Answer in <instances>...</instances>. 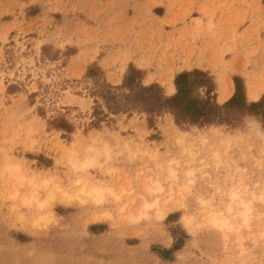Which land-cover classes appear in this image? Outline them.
I'll list each match as a JSON object with an SVG mask.
<instances>
[{"label":"rangeland","instance_id":"1","mask_svg":"<svg viewBox=\"0 0 264 264\" xmlns=\"http://www.w3.org/2000/svg\"><path fill=\"white\" fill-rule=\"evenodd\" d=\"M96 3L92 14L64 0H0V264H264V105L234 125L200 126L131 101L139 80L172 95L170 80L195 69L219 104L236 75L260 100L264 0H148L145 15L119 10L105 27L108 2ZM130 68L141 76L133 89ZM84 185L112 191L95 200ZM231 192L252 206L239 237ZM215 211L232 228L213 224ZM177 242L172 260L156 251Z\"/></svg>","mask_w":264,"mask_h":264},{"label":"trees","instance_id":"2","mask_svg":"<svg viewBox=\"0 0 264 264\" xmlns=\"http://www.w3.org/2000/svg\"><path fill=\"white\" fill-rule=\"evenodd\" d=\"M140 71L130 68L125 77L124 85H133L137 79H140ZM235 92L223 104L217 103L214 96H211L213 90L211 78L207 72L195 69L193 71H182L175 77L177 87L176 93L165 95L162 87L158 83L142 85L139 80L138 90L131 98L134 103H139L141 108L148 112L171 111L175 116L177 124H198L200 126L212 123H227L234 125L244 111L261 113L258 109L264 105V96L258 101H248L246 97L245 85L243 79L234 76ZM198 87H207L206 97L195 95ZM137 106V105H136ZM237 109L236 114H231L230 109ZM264 117V114L261 113ZM172 214L169 215L171 217ZM168 217V218H169ZM181 248L177 242L172 248L155 250L165 260H172L170 255L172 251Z\"/></svg>","mask_w":264,"mask_h":264},{"label":"bare ground","instance_id":"3","mask_svg":"<svg viewBox=\"0 0 264 264\" xmlns=\"http://www.w3.org/2000/svg\"><path fill=\"white\" fill-rule=\"evenodd\" d=\"M231 82V81H230ZM230 85V83H229ZM232 85V84H231ZM231 86H228L222 93V95L220 96L219 98V101H225L227 100L230 95L232 94V90L230 88ZM169 90L170 92L169 93H174L176 91V86H175V83L174 81L171 79L170 80V84H169ZM255 99H258L259 96H260V93H256L254 95H252ZM70 162L73 164V165H76V160L75 159H70ZM85 162L82 164L84 165ZM8 168V167H7ZM14 168V167H13ZM12 167L8 168V169H12L13 171L11 173H13V175L15 174L14 172L16 171V169H13ZM17 175V174H15ZM19 176V175H18ZM20 177V176H19ZM24 178L25 176H21V178L19 179V182H20V185L23 184V181H24ZM26 179V178H25ZM48 179L47 180H44V185L47 186L48 183H47ZM32 182V181H31ZM87 185V184H85ZM85 185L80 189L81 192L85 193V194H88L90 197H92L93 199L95 200H102L104 197H105V191H112L111 188L109 187H102V186H99V185H93L91 186L89 189H86L85 188ZM19 188H17V191H18ZM151 189V188H150ZM34 190L35 188H32V195L30 198H26L24 197V201H30L31 199L34 198L35 194L34 193ZM152 190V189H151ZM78 192V191H77ZM53 195H55L52 191H50L49 193V197L52 198ZM171 201V200H170ZM231 202L228 206H227V211H228V214H232L233 213V203H239L242 205V208L241 209H238L234 215H235V223H236V229L238 230V235L236 233V235L239 237L240 236V230L242 229V227H245V226H249L248 225V222L249 220L251 219V209H252V206H251V203L249 201H246L244 199H242L238 193L236 192H231ZM43 203V202H42ZM157 204V200L153 201L152 203H147L145 202L144 203V207L146 209L154 206ZM43 205V204H42ZM254 208V207H253ZM167 214V211L164 210V209H160L158 212H157V216L159 218H163L165 217V215ZM210 220L213 224L221 227V228H232V224L230 222V219L227 215L223 214L221 211H215V212H212L211 215H210ZM234 224V223H233ZM235 225V224H234ZM242 236V235H241ZM241 238V237H240Z\"/></svg>","mask_w":264,"mask_h":264},{"label":"crops","instance_id":"4","mask_svg":"<svg viewBox=\"0 0 264 264\" xmlns=\"http://www.w3.org/2000/svg\"><path fill=\"white\" fill-rule=\"evenodd\" d=\"M64 1H67L69 3H74L77 7H79V10H84L85 12H88V13L90 12L92 14L94 13V11L97 10V8H100V5L98 3H96L97 0H64ZM111 1L114 3H110ZM107 2L108 3L106 4V8L104 9V13H100L99 18H98L99 24L101 23L104 27H105V23H108V22L109 23L113 22L114 24L118 23L117 18L115 17V14H117V12L119 10H125L126 9L129 13L131 10H133L134 11L133 15H135V16L139 12H141L142 15H145V10H146L145 7L148 4V0H107ZM169 4H170L169 2L165 1L164 5H162L165 8L164 14L159 15V14L154 13V15L156 16L155 18H159V19L164 18L166 15V11L168 9ZM157 6H159V5H150L149 7L153 11V8H155ZM93 20L96 21L95 17ZM108 20H110V21H108ZM131 20L132 19H130V21ZM96 22H98V21H96ZM123 22H124L123 24L125 26V23L126 22L128 23V19L126 21H123ZM156 22H157V19H156ZM112 24L110 26H112ZM108 28H109V26H107V29Z\"/></svg>","mask_w":264,"mask_h":264}]
</instances>
